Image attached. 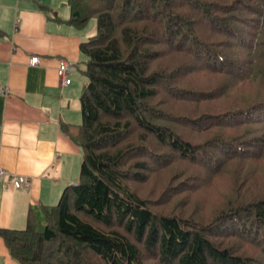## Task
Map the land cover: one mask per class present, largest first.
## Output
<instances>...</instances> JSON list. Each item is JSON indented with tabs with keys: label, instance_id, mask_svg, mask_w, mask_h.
I'll return each mask as SVG.
<instances>
[{
	"label": "trees",
	"instance_id": "obj_1",
	"mask_svg": "<svg viewBox=\"0 0 264 264\" xmlns=\"http://www.w3.org/2000/svg\"><path fill=\"white\" fill-rule=\"evenodd\" d=\"M66 6L74 29L94 21L78 46L80 122L60 125L81 153L78 180L23 229H0L11 259L264 264V0ZM165 171L164 202L153 181ZM198 179L209 202L189 188Z\"/></svg>",
	"mask_w": 264,
	"mask_h": 264
},
{
	"label": "crops",
	"instance_id": "obj_2",
	"mask_svg": "<svg viewBox=\"0 0 264 264\" xmlns=\"http://www.w3.org/2000/svg\"><path fill=\"white\" fill-rule=\"evenodd\" d=\"M68 17L66 0H0V229H23L29 209L53 206L78 180L81 153L60 125L79 123L86 79L78 46L93 27L74 29ZM58 59L74 62L67 86L55 75ZM15 177L28 186L14 188ZM0 264H17L1 236Z\"/></svg>",
	"mask_w": 264,
	"mask_h": 264
},
{
	"label": "built area",
	"instance_id": "obj_3",
	"mask_svg": "<svg viewBox=\"0 0 264 264\" xmlns=\"http://www.w3.org/2000/svg\"><path fill=\"white\" fill-rule=\"evenodd\" d=\"M39 58L36 56H30L28 58L27 64L29 66H38L39 65ZM74 62L64 60V59H58L56 62V67H55V75L58 78L60 84L62 86H67L70 83V80L68 78V72L69 70L73 67ZM6 92V89L0 90V93L3 94ZM7 177V173H5L1 168H0V179ZM12 186L14 188H19L22 186H28L29 180L25 177H15L12 181Z\"/></svg>",
	"mask_w": 264,
	"mask_h": 264
},
{
	"label": "rangeland",
	"instance_id": "obj_4",
	"mask_svg": "<svg viewBox=\"0 0 264 264\" xmlns=\"http://www.w3.org/2000/svg\"><path fill=\"white\" fill-rule=\"evenodd\" d=\"M92 26L93 27V25H94V21L93 20H90L89 21V23H88V25L87 26ZM250 93V88L249 87H244V89H243V96H246V95H248ZM79 122H80V120H79ZM179 165H181V164H179ZM178 170L176 169V168H174V169H172L171 168V172L173 173V172H177ZM190 173V171L188 170L187 172H186V175H188ZM168 173H166V171L164 172V173H161L160 175H158L156 178H155V181H153V184L155 183L158 187H157V192L158 191H160L159 192V197H162V199H163V201L165 202V201H167V200H170V196H168V194H169V190H168V188H166L167 187V184L165 183V178L167 177L166 175H167ZM200 182H201V179H198L197 180V182L193 185V186H191V187H189V188H193V190L194 191H196V189H197V184L199 185L200 184ZM147 184H145V185H141L140 187H139V191L145 196V197H147V191H146V189H147ZM173 189H175L176 187H172ZM169 191V192H168ZM202 191H206L207 192V194H206V197H205V199L204 200H202V203L203 202H209L210 201V199L212 198V197H210L209 195H211L212 193V191L210 190V188H208L207 190H204V189H202V190H198V191H196L195 192V194L196 193H200V192H202ZM149 195H152L151 193L149 194ZM212 196V195H211ZM196 197V196H195ZM169 198V199H168ZM210 198V199H209ZM193 201L195 202V200L193 199ZM55 205V204H54ZM53 205V206H54ZM182 205V207H184V208H186L187 210L189 209V207H188V204H181ZM202 205V204H201Z\"/></svg>",
	"mask_w": 264,
	"mask_h": 264
}]
</instances>
